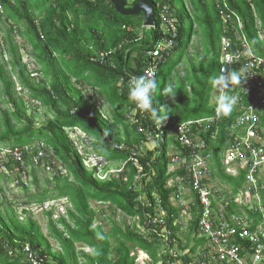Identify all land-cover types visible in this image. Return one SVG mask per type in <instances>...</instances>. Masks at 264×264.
Listing matches in <instances>:
<instances>
[{
  "label": "trees",
  "instance_id": "trees-1",
  "mask_svg": "<svg viewBox=\"0 0 264 264\" xmlns=\"http://www.w3.org/2000/svg\"><path fill=\"white\" fill-rule=\"evenodd\" d=\"M138 1L124 0V5L130 7ZM151 1L154 28L147 29L142 25L141 12L120 15L109 0H1L5 18L0 20L5 22V28L1 29L0 38V102L4 105L0 107V146L22 150V163L6 154L0 166L19 174L24 172L30 177L29 184L37 185L35 173L40 163L34 162L37 145L33 144L43 143L46 164L50 163L48 152L60 163V170L44 181L45 187L40 191L28 194L23 204L40 206L47 200L65 198L70 206L65 207V216L56 220L52 219V210L45 211L48 234L43 235L29 211L23 209L26 215L21 219L7 203L9 209L0 210V264H29L23 262L25 243L46 254L53 264H78L79 243L90 249L81 253L86 260L83 264H134L130 254L135 248L146 251L152 262H157L162 243L155 231L160 225L146 223V215H154L159 209L172 235H177L175 221L180 209L170 202L176 185L169 187L168 181L184 177L185 170L172 165L169 149L180 156L197 150L185 149L177 134L171 133L183 121L214 113L210 77L219 74L222 36L231 39L234 49L240 34L253 53L264 57V0ZM221 10L240 19L241 29L234 30L230 24L225 28ZM165 11L175 20L174 37L160 28V15ZM234 16L233 25L237 28ZM16 36L29 45L28 55L35 68L30 70L23 62ZM194 36H199L200 50L193 44ZM168 39H172L171 48L155 59L159 87L154 105L164 106L169 115L156 146L145 149L144 143L153 136L156 122L139 109L132 111L137 121L131 122V110L136 105L127 98V81L130 76L144 74L150 61L146 51ZM190 47L194 48L191 54ZM179 65L182 74L177 69ZM169 83H174L177 90L171 100L161 94ZM86 89L92 93L89 99L85 97ZM97 96L106 107L107 117L95 102ZM37 108L45 110V119L39 126L35 125ZM260 112L259 132L264 138V114L263 110ZM237 115L234 106L229 116H222L216 126L199 134L205 141L200 153L209 155L210 179L219 183L217 195L222 193L226 198L234 197L245 178L244 169H239L236 176L226 174L222 163L227 145L237 133V129H231ZM65 127H76L93 139L89 144L95 155L108 162L123 163L117 174L98 179V167L88 169L84 165ZM25 146H29L28 150H24ZM61 169L65 174L60 173ZM17 179L18 186L26 191V183L20 181V176ZM260 196L262 210L258 207L250 212L243 207L253 219L252 228L264 216V189ZM91 200L108 202L125 216L137 218L140 230L125 220L120 225L109 220V228L95 223L103 219L92 208ZM193 200L188 232L184 244L179 239V248L193 241L190 234L196 230L200 210L194 194ZM227 210L236 212V203H229ZM48 238L59 249H53ZM199 244L201 241L195 240L190 251Z\"/></svg>",
  "mask_w": 264,
  "mask_h": 264
},
{
  "label": "built area",
  "instance_id": "built-area-1",
  "mask_svg": "<svg viewBox=\"0 0 264 264\" xmlns=\"http://www.w3.org/2000/svg\"><path fill=\"white\" fill-rule=\"evenodd\" d=\"M224 7L226 8L225 5ZM232 16H234L232 12L221 10L224 27L227 28V24H230L232 29L240 30L242 26L240 19L234 16L237 24V28H235ZM160 19V28L163 33H170L171 37H174L176 30L174 18L165 11L161 13ZM150 28H154V23L147 27V29ZM236 40L239 43L234 42L235 48L233 49L231 39L226 36H222L220 39V68L228 64L229 68L240 70L245 76L243 88L233 85V95L238 97L235 105L238 115L233 121L231 129H237V133L227 145L222 163L225 167L230 168L231 171L228 172L233 176L237 175L239 169L245 170L244 183L238 195H245L249 199L256 198L258 201L256 203L262 210L259 193L264 189V138L259 130L261 126L260 111L263 110L264 114V57L251 53L246 39L242 35L238 34ZM171 46L172 39H168L157 42L153 49L146 51V56L150 61L144 73L149 68L156 69L155 59L161 57L162 53L169 50ZM134 109L138 108L135 106ZM220 119L221 117H216L214 106V113L211 116L177 124L175 133L181 146L185 149H195L197 152L186 156L173 153L170 156L173 166L176 165L185 170L184 177H176L175 180L168 181L169 187L176 185V190L172 193L170 201L172 203L178 201L179 206L189 208L194 205L193 194L196 195L200 207L197 213V236L203 238L206 244L196 258H191L190 252L187 250L181 253L175 252L171 245V241L174 242L175 239L167 227L165 216L161 209L155 210L154 215H146V223L160 225V229L155 231V234L162 243L160 253L162 259L151 264H264V216L261 223L252 228V220L246 216L247 214L232 213L227 215L225 209L228 202L218 201L217 190L210 186L209 155L200 153L205 148V141L199 134L212 129ZM131 120L134 123L137 121L134 117ZM161 129L162 126L155 123L153 136L150 140L160 139ZM43 149L44 144L39 145L38 143L34 162L40 163L41 168H47L49 165L44 160L46 155ZM24 150H28V147L25 146ZM6 154L12 155L14 160L22 163V150L7 149V152L0 156V161L6 158ZM39 160L42 161L39 162ZM99 160L103 161L101 158ZM94 166L99 167L98 163ZM22 174L25 176L24 172ZM174 181L176 182L174 183ZM150 230L152 229L150 228ZM22 252L29 264H46L48 262L53 264L50 257L38 253L28 244L22 245ZM170 256L176 257V259L171 260ZM140 264H144V262Z\"/></svg>",
  "mask_w": 264,
  "mask_h": 264
},
{
  "label": "rangeland",
  "instance_id": "rangeland-1",
  "mask_svg": "<svg viewBox=\"0 0 264 264\" xmlns=\"http://www.w3.org/2000/svg\"><path fill=\"white\" fill-rule=\"evenodd\" d=\"M2 17V19L5 18V14H3L2 12L0 13V18ZM258 24V23H257ZM5 28V22L3 20H0V38L2 37V28ZM15 41L17 44H19L21 46L20 49V53L22 55V59L23 62L26 63L28 69H33L35 68L34 62L33 60L30 58V56L28 55V52H30V47L29 45L23 41V39H21L20 37L16 36L15 37ZM199 36H194L193 38V44L194 46L197 47L198 50L201 49V46L199 44ZM194 50L193 47L189 48V53L191 54L192 51ZM177 69L179 72H181V74L183 73L182 70V65L177 66ZM92 96V93L89 89H86L85 92V97L87 99H89V97ZM96 104H100V110L103 113V115L105 117L108 116L107 112H106V107L102 106L101 103V98L100 96H97L95 99ZM0 107H4V105L0 102ZM36 107H38V105H36ZM32 110L29 111V113H31ZM136 111L135 109L131 110L132 116H130L128 114V116H130V119L133 117V112ZM37 112L39 115L36 116V120L38 121L35 125H40L41 122H43V120L45 119V110L44 108H37ZM131 121V120H130ZM132 122V121H131ZM133 123V122H132ZM64 131L70 136V138L73 140V142L75 143V147L78 149L80 155H82L83 157V163L84 165L90 169L92 168L94 165H96L98 163L99 165V169H97V173H96V177L100 180H104L106 178H108V176L111 175H116L117 172L119 171V169L122 167L123 163L120 162H106L105 160H99V156H95V155H90L88 156V153H90L92 151L91 146H90V142L93 141V139H91L89 136L85 135L83 132L79 131L78 129H73V128H69L66 127L64 129ZM41 143H39L40 145ZM156 146V143L153 140H148L146 143H144V147L145 149H152ZM29 147V146H28ZM7 146H0V156H3L6 152H7ZM6 150V151H5ZM88 152V153H87ZM47 156L49 157V167L45 168V170H43V168H38L36 170V177H37V185H32L29 184V180L30 177H25L22 173H18L15 169H13L12 171L7 170L6 168H4L3 166H0V210L4 211L5 209H9L7 203H9L12 207L13 210H15L16 214L21 218L24 219L26 213L24 212L23 209H25V211H29L33 218L37 221V223L40 226V230L41 233L43 235H47L48 234V228H47V215L45 214V211H49L52 210L53 212V216L52 219L56 220L57 217L59 216H65V207H69V203L68 201H66L65 198H61V199H53L50 201H47L44 203V205H40L38 206L35 203H32L28 206H24V200L26 199V196L30 193H34V191H40L41 188L45 187V183L44 181L46 179L51 178V176L53 174L56 173V169L60 170V163L57 162V160L54 158V156L51 153L47 152ZM90 154H94V152H91ZM105 168H107L108 170L105 171ZM173 166L170 165L169 169H172ZM228 171H231L230 168H225V173L231 175ZM61 174H65V171L63 169H61L60 171ZM20 176V181L26 183L27 185V190L24 191L20 186H18L17 181L19 179H17V177ZM138 180V179H137ZM175 180V179H174ZM176 181H174L175 183ZM218 181L213 179L210 181V186L213 188H217L218 187ZM36 186H38L39 188H37ZM50 187V186H49ZM242 200L243 199H249L247 198L245 195H242ZM253 198L249 199V202L251 203V205L253 204ZM90 204L92 206L93 209H95V211L98 212V215L100 216L101 219H103V221L101 222L105 228H109L110 224L108 223L109 220H112V222H115L117 224H121V222L123 220H125L127 223L131 224L132 227H137L138 230H140V225L138 223V219L137 218H130L128 216H125L123 213H121L120 210L109 206L108 203H104V202H96L91 200ZM172 204H174L175 206L179 207V202L174 201ZM112 207V208H111ZM5 208V209H4ZM111 208V209H110ZM181 216V215H180ZM181 222V240L182 242L185 241V231L186 228L188 227V223L185 219L180 218L179 219ZM98 220L95 221V223H97ZM50 240V243L53 246V249H59L57 243L48 238ZM78 251L79 252H90L89 247L83 245V244H76ZM138 249H135V256H136V263H141L143 262L144 258L141 257V254L137 251ZM51 260V259H50ZM143 260V261H142ZM52 261V260H51ZM77 262L79 263H85L86 260L85 258L81 255V257L79 259H77Z\"/></svg>",
  "mask_w": 264,
  "mask_h": 264
},
{
  "label": "clouds",
  "instance_id": "clouds-1",
  "mask_svg": "<svg viewBox=\"0 0 264 264\" xmlns=\"http://www.w3.org/2000/svg\"><path fill=\"white\" fill-rule=\"evenodd\" d=\"M1 12L4 14V9L0 0V13ZM227 65L228 64H225L219 69L218 75L210 77L212 88L219 93L214 97L215 114L217 118L222 116L227 117L232 113L238 100V97L233 95V85L243 88L242 85L245 80L244 73L242 74L240 70H233ZM158 87L157 71L155 68H149L143 75L129 77L127 81V98L130 102L135 104L139 110L147 114L151 120L162 126L167 120L169 112L166 111L164 106L157 108L154 105V96ZM176 91L175 84L169 83L162 89L161 94L167 96L171 100L174 99ZM73 129L78 128L73 127Z\"/></svg>",
  "mask_w": 264,
  "mask_h": 264
},
{
  "label": "crops",
  "instance_id": "crops-1",
  "mask_svg": "<svg viewBox=\"0 0 264 264\" xmlns=\"http://www.w3.org/2000/svg\"><path fill=\"white\" fill-rule=\"evenodd\" d=\"M224 5H226L225 4V2L223 3V6ZM170 15H171V13H170ZM172 16V15H171ZM249 46V45H248ZM249 51L251 52V53H253L252 52V50H251V48H250V46H249ZM253 54H255V53H253ZM256 55V54H255ZM217 95V92L213 89V91H212V93H211V102L210 103H212V101H213V103H215V99H214V97ZM214 106V105H213ZM134 110V109H133ZM66 128V127H65ZM79 131H81L80 129H79ZM82 132V131H81ZM84 133V132H83ZM175 133V129L172 131V133H171V135L172 134H174ZM85 134V133H84ZM86 135V134H85ZM150 138H151V136H150ZM150 138H148V140H150ZM73 141V140H72ZM154 141V140H153ZM155 143H156V141H154ZM39 143V142H38ZM75 144V143H74ZM35 145H37V143L36 144H33V146H35ZM153 149V148H152ZM173 153H175V151L173 150V149H169V157L173 154ZM98 156V155H97ZM48 157V156H47ZM101 159H103V160H105L103 157H101V156H99ZM106 161V160H105ZM106 162H108V161H106ZM226 168V167H225ZM231 176H233V175H231ZM243 186V185H242ZM241 186V187H242ZM239 188L238 189V191H237V193L234 195V197L233 198H231V197H227L226 198V195H223L222 193H221V195H219V197H218V201H220V200H222V201H227L228 202V204L229 203H231V202H234V203H236V205H237V211L236 212H229L228 210H227V208L225 209V210H227L226 211V214L228 215H230V214H232V213H234V214H243V215H246V214H248L249 212H247V211H245L244 210V208L243 207H247V208H249L248 210L251 212V211H254L256 208H258V205H257V203L256 202H258L257 201V199L256 198H253L254 200H253V204L251 205V203L249 202V200L248 199H243L242 200V196H239L238 194H239V192L242 190V188ZM214 189H216V188H214ZM217 190V189H216ZM217 192H218V190H217ZM230 192L228 191V194H229ZM259 198H260V206H261V196H260V193H259ZM61 199V198H60ZM53 200V199H52ZM56 200V199H55ZM47 201H50V200H47ZM47 201H45V202H47ZM67 201V200H66ZM45 202H43V204L45 203ZM97 202V201H96ZM171 202V201H170ZM105 203V202H104ZM106 203H108V202H106ZM109 204V203H108ZM158 205H159V203H157ZM171 204H172V202H171ZM42 205V204H41ZM39 206V205H38ZM172 206H174V207H176L177 209H180V212H179V217H178V220H176L175 221V224H177L178 225V232L176 233L177 235L176 236H173L172 235V231L170 232L171 233V235L173 236V238L175 239V241L173 242V249H174V251L175 252H177V253H181V252H183L184 250H187L188 252H190V256H191V258H196L197 257V254H199L200 253V250L203 248V246H205V244H206V242H205V240L203 239V238H200V237H198L197 236V224H196V230L195 231H193L191 234H190V238L191 239H193V241L192 242H190L189 243V246H186V247H184V248H179L178 247V245H179V239L181 240V234H182V232H181V222H180V218H183V219H185L186 221H187V223L191 220V218H192V216H191V213H190V211H189V208L191 207H189V208H185V207H183V206H179V207H177V206H175L174 204H172ZM227 207H228V205H227ZM262 207V206H261ZM262 209H263V207H262ZM164 214V213H163ZM181 215V216H180ZM246 216H248L252 221H251V227H252V223H253V219L249 216V215H246ZM98 223H101V222H99L98 221ZM258 225V224H257ZM257 225H255V227L257 226ZM254 228V227H253ZM187 232H188V227L186 228V231H185V237H186V235H187ZM195 240H198V241H201V244H199V245H197L194 249H193V252H191L190 251V249H191V247L193 246V244L195 243ZM182 241V240H181ZM185 242V241H184ZM184 242H182L183 244H184ZM25 244H27V243H25ZM76 247H77V245H76ZM135 249H138L137 251L141 254V257H143L144 259V264H151V263H155V262H152V259H151V257L148 255V253L146 252V251H144V250H142V249H140V248H135ZM135 249L131 252V256L132 257H134V264H140V263H136V262H138V261H136V256H135ZM161 250H162V248H161ZM161 250H159V251H157V256H158V258H159V260H161L162 258H161V256H160V253H161ZM81 253L82 252H80V254L78 253V256H77V259H79L80 257H81ZM169 259H171V260H175L176 259V257H173V256H170L169 257ZM158 260V261H159ZM23 262H25V263H27L26 262V260H24V258H23ZM78 264H83V263H78ZM210 264H215V263H210Z\"/></svg>",
  "mask_w": 264,
  "mask_h": 264
},
{
  "label": "water",
  "instance_id": "water-1",
  "mask_svg": "<svg viewBox=\"0 0 264 264\" xmlns=\"http://www.w3.org/2000/svg\"><path fill=\"white\" fill-rule=\"evenodd\" d=\"M114 10L123 16L143 14V27L152 26L154 23V5L151 0H139L130 7L124 5V0H109Z\"/></svg>",
  "mask_w": 264,
  "mask_h": 264
}]
</instances>
